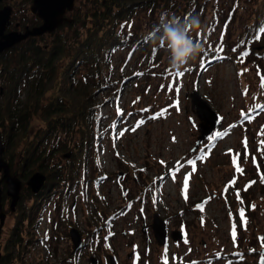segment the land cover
Segmentation results:
<instances>
[{
  "label": "rangeland",
  "instance_id": "rangeland-1",
  "mask_svg": "<svg viewBox=\"0 0 264 264\" xmlns=\"http://www.w3.org/2000/svg\"><path fill=\"white\" fill-rule=\"evenodd\" d=\"M94 1L75 0L73 10L89 15L96 11ZM208 1L205 11L199 7L192 13L207 28L206 33L195 32L206 37L199 40L204 51L182 70V77L169 68L162 48L112 51L105 76L112 90L99 91V97L107 100L100 111L98 165L90 163L87 171H81L69 192H58L40 204L32 222H25L20 231L21 246L11 264H94L92 259L111 264V256L116 264H164L165 253L168 264H260L264 250V20L257 30L252 24L258 12L264 13V0ZM27 2L0 1V9H12L7 30L35 17ZM174 7L178 10L170 15L189 14L177 0ZM230 9L234 14L228 20ZM73 10L65 16L74 18ZM144 16L138 12L129 26L139 25ZM223 42L230 46V52L223 51L226 58L206 62L205 47L222 49ZM194 91L219 116L217 127L199 144L202 121L192 107ZM42 127L38 118L33 119L31 133ZM0 135L4 136L3 129ZM70 140L69 136L60 140L61 146L69 147L67 155L49 160V166L67 163L73 152ZM13 170H17L15 160ZM2 175L0 171V206L6 218L0 257L17 216L10 208ZM20 180V195H25L28 180ZM155 214L166 224L168 238L163 245L153 231ZM71 228L82 235L83 245L77 252ZM173 232L184 238L174 240Z\"/></svg>",
  "mask_w": 264,
  "mask_h": 264
},
{
  "label": "trees",
  "instance_id": "trees-1",
  "mask_svg": "<svg viewBox=\"0 0 264 264\" xmlns=\"http://www.w3.org/2000/svg\"><path fill=\"white\" fill-rule=\"evenodd\" d=\"M177 1L185 13H194L199 7L202 8L200 12L205 11L209 4L208 0ZM27 3L32 4V0ZM94 7L96 11L85 16L73 10L76 15L70 18L74 20L72 23H63L53 33L28 38L0 54L3 156L10 165L11 174L19 179L26 181L36 171L47 175V181L38 194L27 189L25 195H20L15 224L0 264H11L21 246L20 231L25 222H32L34 211L40 204L58 192H69L79 182L81 171H87L90 163H97L96 144L100 142L102 133L100 111L107 100L106 96L99 97V91L112 90V85L105 82L112 51L121 47L132 51L142 46L149 52H156L158 47L148 40L147 33L158 24L161 13L170 14L178 10L174 7V0H95ZM138 12L145 14L144 21L135 27L129 26ZM233 14L230 9L226 18L233 19ZM263 18L264 13L258 12L252 24L255 30ZM40 23L41 20L35 16L19 25L23 30L26 26ZM202 31L206 33L207 28L202 26L199 32ZM195 32L192 33L194 40L202 42L206 38ZM222 45V49L216 50L205 47L202 55L203 58L209 57L206 62L226 58L223 51H229L230 46L226 42ZM249 47L252 49L251 44ZM244 117L243 114L240 121ZM35 118L44 127L32 134ZM64 136L71 137L73 152L62 167L58 164L49 166V160L63 153L67 155L69 147L61 146L60 141ZM52 140L54 143L51 144ZM13 160L17 170H13ZM27 201L32 203L27 205Z\"/></svg>",
  "mask_w": 264,
  "mask_h": 264
},
{
  "label": "water",
  "instance_id": "water-1",
  "mask_svg": "<svg viewBox=\"0 0 264 264\" xmlns=\"http://www.w3.org/2000/svg\"><path fill=\"white\" fill-rule=\"evenodd\" d=\"M74 2L75 0H32L30 11L41 20V23L36 26H26L23 30H7L11 23L12 9L9 6L1 8L0 54L26 41L28 38L40 37L53 33L63 23H72L74 20L66 17L65 14L74 9ZM16 27H18V25H16ZM190 97L192 107L196 110L198 117L202 121L199 125L201 133L197 143L199 144L217 127L219 116L211 108L209 103L201 98L197 91H194ZM3 155L4 144L0 135V171L3 173L2 180L7 184L6 194L11 198L10 208L12 211H15L20 199L22 181L17 176L11 174L10 165L3 158ZM46 181L47 175L37 171L29 177L26 185L33 194H38L44 187ZM5 218L6 214L0 206V234ZM153 231L158 244H165L168 238L166 224L157 214L154 215ZM70 236L74 244V252H77L83 245L82 235L76 228H71ZM171 236L174 240L184 238V235L180 232H173ZM262 252H264V250ZM110 261L111 264H116L112 256L110 257ZM92 262L97 264L94 259H92Z\"/></svg>",
  "mask_w": 264,
  "mask_h": 264
},
{
  "label": "clouds",
  "instance_id": "clouds-1",
  "mask_svg": "<svg viewBox=\"0 0 264 264\" xmlns=\"http://www.w3.org/2000/svg\"><path fill=\"white\" fill-rule=\"evenodd\" d=\"M201 29V20L197 15L189 13L179 17L163 12L158 24L147 33V38L153 45L164 49L169 68L175 73H181L204 51L203 45L192 36L194 31Z\"/></svg>",
  "mask_w": 264,
  "mask_h": 264
},
{
  "label": "snow or ice",
  "instance_id": "snow-or-ice-1",
  "mask_svg": "<svg viewBox=\"0 0 264 264\" xmlns=\"http://www.w3.org/2000/svg\"><path fill=\"white\" fill-rule=\"evenodd\" d=\"M261 32H264V28H261ZM185 71H187V69H186ZM241 74H242V73H241ZM183 75H184L183 72H181V73H176V76H177V77H182ZM261 88H264V77L261 78ZM177 91H178V89H177ZM261 110H264V108H261ZM139 123H142V121L139 122ZM139 123H138L137 126H139ZM134 130H135V129H133V131H134ZM121 135H122V133H121ZM190 163L193 164V170H195V167H194L195 162H194V161H191ZM262 182H264V177H262ZM184 191H185V193L187 192V179H185V181H184ZM198 207L200 208L201 211H203V206H202V205H201V206H198ZM253 207H254V205H253ZM241 219H242V220L244 219L243 211H241ZM244 222H245V224H246V220H245ZM235 235H236V233H235V228L233 227V231H232L233 239H235ZM261 240H262V247H264V238H261ZM106 246H107V245H106ZM138 258H139V257H137V259H138ZM164 264H168V257H167V254H166V253H165V255H164ZM193 264H195V262H193ZM260 264H264V252L261 253Z\"/></svg>",
  "mask_w": 264,
  "mask_h": 264
},
{
  "label": "bare ground",
  "instance_id": "bare-ground-1",
  "mask_svg": "<svg viewBox=\"0 0 264 264\" xmlns=\"http://www.w3.org/2000/svg\"><path fill=\"white\" fill-rule=\"evenodd\" d=\"M34 16H36V15H34ZM16 25H18V27H16V30H17V29H20V25H19V23L16 24ZM20 30H22V29H20Z\"/></svg>",
  "mask_w": 264,
  "mask_h": 264
}]
</instances>
